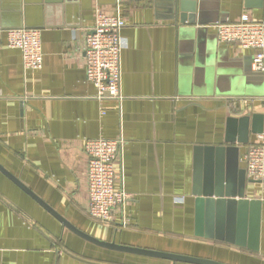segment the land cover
Instances as JSON below:
<instances>
[{
  "label": "crops",
  "instance_id": "0c3cea01",
  "mask_svg": "<svg viewBox=\"0 0 264 264\" xmlns=\"http://www.w3.org/2000/svg\"><path fill=\"white\" fill-rule=\"evenodd\" d=\"M195 1V21L187 22L179 0H0V29H39L43 52L40 69H25L21 51L0 44V163L97 239L264 264V182L246 176L245 196L261 202L257 251L215 239V231L196 235L192 193L197 146L215 148L200 151L202 181L215 179L220 166L232 178V163L245 169L247 146L264 136V71L253 69L252 50L218 42L212 27L243 12L264 21V9L243 0ZM96 10L125 19L120 100L97 99L86 78L81 45ZM246 113L249 129L260 131L233 144L236 160L216 151L229 147L227 119ZM96 138L122 140L115 187L129 197L108 224L88 214L84 142ZM0 264L188 263L91 243L0 172Z\"/></svg>",
  "mask_w": 264,
  "mask_h": 264
},
{
  "label": "built area",
  "instance_id": "2783aa9c",
  "mask_svg": "<svg viewBox=\"0 0 264 264\" xmlns=\"http://www.w3.org/2000/svg\"><path fill=\"white\" fill-rule=\"evenodd\" d=\"M125 19L101 10L94 12V22L82 39L84 69L87 80L96 87V98H123L121 91V30ZM218 42L237 43L242 49L253 51L252 66L264 71V21L255 20L247 12L233 21H218L212 25ZM5 40L10 48L21 51L25 69H40L43 64L39 29L16 27L0 29V44ZM247 146L243 160L246 176L264 182V136ZM121 139L96 138L84 142L87 154L88 214L100 223L108 224L114 211L129 197L115 187L116 163L120 156ZM126 223V221H122Z\"/></svg>",
  "mask_w": 264,
  "mask_h": 264
},
{
  "label": "water",
  "instance_id": "95a60500",
  "mask_svg": "<svg viewBox=\"0 0 264 264\" xmlns=\"http://www.w3.org/2000/svg\"><path fill=\"white\" fill-rule=\"evenodd\" d=\"M195 4V0H179L181 21H184L186 18L188 19L187 22L195 21ZM243 6L247 8L254 7L264 9V0H243ZM249 117V114L246 113L239 117H229L227 119V134L224 137V144L229 145V147H223L221 145L216 151H219L221 154L223 151H227L231 153L236 160L238 149L234 147L233 144L247 142L249 130L254 133L260 131V128L256 126V124H253L252 128L249 129ZM236 125L239 127L238 136L233 134ZM195 149L194 168L196 172L195 178L193 179L192 189L196 203L195 234L212 237V232L215 231V239H224L227 242L238 246H245L257 251L259 249L258 241L261 219V202L256 198L245 196V187L248 181L245 169L237 168V163L233 162L230 167L233 173L232 178L227 175L223 176L222 173H220L222 170L220 166V171L216 172L215 179L209 176L210 178H206L202 181L199 178V170L201 167L200 151L201 149H204L212 152L215 148L197 146ZM209 155L212 157V154ZM208 167L210 168L209 164ZM0 172L39 203L65 227L91 243L113 250L166 259L172 262H183L188 264H228L210 258L123 245L116 243L114 240L105 241L97 239L72 225L60 213L55 211L43 199H41V197L27 187L17 176L8 171L1 163ZM225 227L226 234H224L223 237Z\"/></svg>",
  "mask_w": 264,
  "mask_h": 264
}]
</instances>
